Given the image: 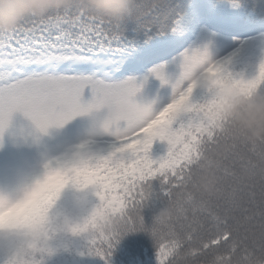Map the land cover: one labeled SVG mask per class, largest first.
I'll list each match as a JSON object with an SVG mask.
<instances>
[{
    "label": "snow or ice",
    "instance_id": "obj_1",
    "mask_svg": "<svg viewBox=\"0 0 264 264\" xmlns=\"http://www.w3.org/2000/svg\"><path fill=\"white\" fill-rule=\"evenodd\" d=\"M149 15L137 8L130 13L146 31L166 26V13L145 21ZM129 48L119 23L88 11L82 0L71 9L32 16L12 31L0 32V138L17 113L47 135L52 127H63L77 116L103 109L109 111L104 132L116 138L106 157L78 154L58 167L47 165L43 178L13 209L39 213L69 184L91 187L99 201L96 210L116 212L122 218V228L113 236L97 234L87 226L81 229L87 233L88 254L104 264H110L116 245L130 232L150 233L157 245L158 264H258L264 258V144L242 139L219 116L212 97L202 104L192 102L196 81L189 68L205 62L208 74L250 90L264 86V63L254 78L245 79L228 70V60L209 59L207 49L189 51L184 54L182 77L174 85L172 101L154 111L136 102L140 89L134 80L117 83L106 79ZM77 61L94 62V74H50L59 64ZM154 75L169 83L163 67ZM86 89L92 93L87 103ZM146 111L151 119H144ZM157 140L166 142L168 150L166 156L153 160L150 153ZM209 160L220 178L212 197L201 194L196 182ZM155 180H159L160 198L173 209V216L164 222L154 218L149 226L143 211L155 195ZM244 189L249 197L245 219L259 220L254 229L241 230L235 215ZM45 253L51 255L52 249L40 252ZM22 264L43 261L29 255Z\"/></svg>",
    "mask_w": 264,
    "mask_h": 264
},
{
    "label": "clouds",
    "instance_id": "obj_2",
    "mask_svg": "<svg viewBox=\"0 0 264 264\" xmlns=\"http://www.w3.org/2000/svg\"><path fill=\"white\" fill-rule=\"evenodd\" d=\"M82 2L88 11L114 22H122L134 9V0H82ZM76 3L77 0H0V32L12 31L28 16L43 17L52 11L63 12L71 9ZM208 58L211 59L210 53ZM207 67L208 64L205 62L190 65L189 73L196 81L195 91L198 88L208 90L216 102L219 116L242 139L254 145L264 144V86L242 90L230 80L208 74ZM151 115L146 111L144 119H151ZM202 167V173L196 178L199 192L209 197L215 196L220 183L216 165L209 160ZM35 183L36 181L26 187L16 198L0 196V256L6 258L5 264L8 261L22 264L27 256H36L43 249L50 247V241L57 232L85 237L87 233L81 231L85 226L103 236H113L120 232L122 228L120 215L116 212H98L96 206L86 216L54 217L52 210L66 187L51 206H47L46 211L20 213L13 209V205L26 199ZM172 216L173 209L165 206L158 211L155 218L164 222ZM258 264H264V258H261Z\"/></svg>",
    "mask_w": 264,
    "mask_h": 264
},
{
    "label": "rangeland",
    "instance_id": "obj_3",
    "mask_svg": "<svg viewBox=\"0 0 264 264\" xmlns=\"http://www.w3.org/2000/svg\"><path fill=\"white\" fill-rule=\"evenodd\" d=\"M215 15H222L228 24L231 20L242 16L241 10L229 3L219 4L215 9ZM197 21L201 22L202 19L198 17ZM190 25L191 23L186 20L181 21L175 40L184 38L187 47L170 61L151 67L144 74H141L143 69L134 66L129 73H123L120 77L116 76L117 72L112 69L106 75V79L117 83L134 80L140 89L135 97L136 102L141 106H151L154 111H159L167 106L175 95L174 85L182 77L185 53L196 49H207L211 59L219 62L230 51L238 50L245 43L244 39H231L204 26H199L195 36L186 29ZM186 37H189V41ZM167 44L168 42L158 43L156 47L160 48ZM244 50H247L245 45L241 51ZM235 57L228 60L227 67ZM161 67L164 68L165 77L169 81L167 84L162 83L154 75V71ZM94 72V62L77 61L59 64L50 74L93 75ZM196 97L195 91L192 102ZM91 99V90L86 89L84 102L87 103ZM108 116V109L90 115L77 116L63 127L50 128L45 135L39 133L30 120L17 113L9 129L0 138V196L16 198L26 187L45 175L47 165L56 167L60 161L70 159L76 154L87 155L102 149L105 151L113 149L116 138L106 134L103 128ZM81 145L86 147L82 149ZM12 152H15L14 155L11 154Z\"/></svg>",
    "mask_w": 264,
    "mask_h": 264
},
{
    "label": "trees",
    "instance_id": "obj_4",
    "mask_svg": "<svg viewBox=\"0 0 264 264\" xmlns=\"http://www.w3.org/2000/svg\"><path fill=\"white\" fill-rule=\"evenodd\" d=\"M233 2L238 4L244 11L248 22L235 21L233 27L242 29L247 35L258 34L254 46L250 52L242 55L228 70L236 76H242L245 79L255 77L259 65L264 63V0H134V8L144 12H150L151 15L145 17V21H154L156 16H162L163 12L167 14L166 26L161 29L159 26L146 31L135 16L126 17L119 23V32L124 40L130 45L129 51L119 58L118 62L123 60L129 63L145 64L151 63L173 53L172 48L161 55L158 53H147L145 50L158 39L171 37L180 20L193 17L194 14L202 12L204 3H210L216 6L220 2ZM56 11L48 15L56 14ZM251 15V16H249ZM32 19V16L24 20ZM199 97L195 103H205L211 99V94L206 89L199 88ZM177 125H173L175 128ZM168 145L159 140L154 142L151 150V158L159 160L167 155ZM113 150L106 153H91L83 155L87 158L97 159L108 156ZM77 156L63 163L73 161ZM61 163V164H63ZM58 167V166H57ZM239 170V165L237 164ZM153 183L154 197L149 201L148 206L143 211L145 223L151 225L158 211L165 207L162 193L160 191V182L155 180ZM240 195V208L235 215L241 227V230L254 229L259 223L257 221H248L245 219L249 215L247 189L242 190ZM86 198V199H85ZM99 203L95 190L88 188L80 190L69 184L61 193L52 215L65 216L73 218L78 215L86 216L90 214L93 207ZM251 246V245H250ZM52 254H36L37 260H42L43 264H104L99 257L88 254V245L85 237H74L71 234L57 232L50 241ZM158 249L156 242L148 232H130L123 235L118 245H116L110 264H158ZM6 258L0 256V264H5Z\"/></svg>",
    "mask_w": 264,
    "mask_h": 264
}]
</instances>
